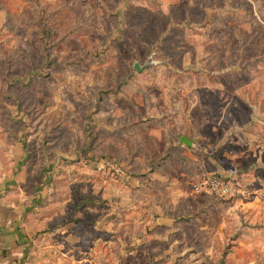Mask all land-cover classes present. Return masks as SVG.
Listing matches in <instances>:
<instances>
[{"label": "rangeland", "instance_id": "374dc122", "mask_svg": "<svg viewBox=\"0 0 264 264\" xmlns=\"http://www.w3.org/2000/svg\"><path fill=\"white\" fill-rule=\"evenodd\" d=\"M153 205L201 264H264V0H0V229Z\"/></svg>", "mask_w": 264, "mask_h": 264}, {"label": "crops", "instance_id": "0c3cea01", "mask_svg": "<svg viewBox=\"0 0 264 264\" xmlns=\"http://www.w3.org/2000/svg\"><path fill=\"white\" fill-rule=\"evenodd\" d=\"M151 213L148 223L141 216L132 226L126 216L119 226L101 229L57 226L33 241L27 240L23 229L1 228L6 243L0 245V264H201L200 256L188 254L192 247H174L180 239L176 233L183 232L175 220L160 206L153 205ZM160 241H169L163 252L155 246ZM173 247L180 253L175 254Z\"/></svg>", "mask_w": 264, "mask_h": 264}, {"label": "built area", "instance_id": "2783aa9c", "mask_svg": "<svg viewBox=\"0 0 264 264\" xmlns=\"http://www.w3.org/2000/svg\"><path fill=\"white\" fill-rule=\"evenodd\" d=\"M236 186L229 180L206 176L193 185L195 194H214L222 199H229L236 195Z\"/></svg>", "mask_w": 264, "mask_h": 264}, {"label": "water", "instance_id": "95a60500", "mask_svg": "<svg viewBox=\"0 0 264 264\" xmlns=\"http://www.w3.org/2000/svg\"><path fill=\"white\" fill-rule=\"evenodd\" d=\"M134 69L137 71V72H140L141 69L139 68V65L138 64H134ZM179 143L181 145H185L187 147H190L192 145V142L186 137V136H182L179 140Z\"/></svg>", "mask_w": 264, "mask_h": 264}, {"label": "trees", "instance_id": "16d2710c", "mask_svg": "<svg viewBox=\"0 0 264 264\" xmlns=\"http://www.w3.org/2000/svg\"><path fill=\"white\" fill-rule=\"evenodd\" d=\"M179 140H180V139H179ZM211 195H214V194H211ZM214 196H215V195H214ZM215 197H217V196H215ZM217 198H219V197H217ZM219 199H221V200H223V201H224V200H227V199H222V198H219Z\"/></svg>", "mask_w": 264, "mask_h": 264}]
</instances>
